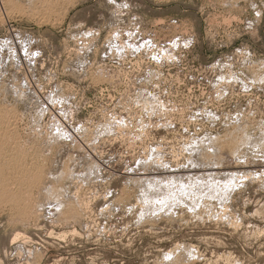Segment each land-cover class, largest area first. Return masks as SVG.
Here are the masks:
<instances>
[{
    "label": "rangeland",
    "instance_id": "1",
    "mask_svg": "<svg viewBox=\"0 0 264 264\" xmlns=\"http://www.w3.org/2000/svg\"><path fill=\"white\" fill-rule=\"evenodd\" d=\"M0 264H264V0H0Z\"/></svg>",
    "mask_w": 264,
    "mask_h": 264
}]
</instances>
